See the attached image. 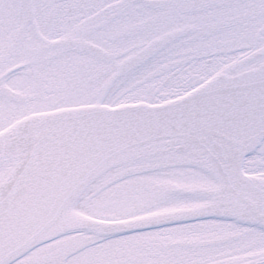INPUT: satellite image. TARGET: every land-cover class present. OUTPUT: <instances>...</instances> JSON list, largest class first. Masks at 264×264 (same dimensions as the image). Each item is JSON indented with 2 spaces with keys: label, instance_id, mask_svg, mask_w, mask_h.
Here are the masks:
<instances>
[{
  "label": "snow or ice",
  "instance_id": "6c2138e0",
  "mask_svg": "<svg viewBox=\"0 0 264 264\" xmlns=\"http://www.w3.org/2000/svg\"><path fill=\"white\" fill-rule=\"evenodd\" d=\"M0 264H264V0H0Z\"/></svg>",
  "mask_w": 264,
  "mask_h": 264
}]
</instances>
